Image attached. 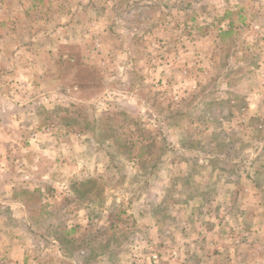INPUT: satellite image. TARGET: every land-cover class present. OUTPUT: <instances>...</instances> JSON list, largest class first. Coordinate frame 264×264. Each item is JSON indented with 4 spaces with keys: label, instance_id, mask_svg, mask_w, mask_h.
Instances as JSON below:
<instances>
[{
    "label": "rangeland",
    "instance_id": "rangeland-1",
    "mask_svg": "<svg viewBox=\"0 0 264 264\" xmlns=\"http://www.w3.org/2000/svg\"><path fill=\"white\" fill-rule=\"evenodd\" d=\"M0 159L37 264H264V0H0Z\"/></svg>",
    "mask_w": 264,
    "mask_h": 264
},
{
    "label": "crops",
    "instance_id": "crops-1",
    "mask_svg": "<svg viewBox=\"0 0 264 264\" xmlns=\"http://www.w3.org/2000/svg\"><path fill=\"white\" fill-rule=\"evenodd\" d=\"M71 18L72 16L69 17L68 20H73ZM20 166L23 167L22 163H20ZM13 168L14 166L11 161L8 162L6 159H0V179H4L3 183L6 188H8V193H1L2 197H0V203L2 204L0 206V246L4 245V250L2 251L4 253H0V264H37L32 257V247L34 246L32 245L33 241L30 239L32 238L30 227L27 223H25L23 226H19L22 220L18 219L17 213L23 214V212L26 213V210L25 207L19 203V200L16 201L13 199V191L16 185L14 184L12 177L7 175L8 173L10 174V172H12ZM6 212L8 215H10V223H8L7 219L5 218ZM151 226L153 225L150 224L149 228L146 230H150ZM3 231H8V234L10 235L4 236V234H1ZM135 239L136 240H134V243H139L141 240L140 235H138V237ZM91 241V239L88 240V245ZM143 241L147 242L145 240ZM89 252L91 254V258H93V252Z\"/></svg>",
    "mask_w": 264,
    "mask_h": 264
}]
</instances>
